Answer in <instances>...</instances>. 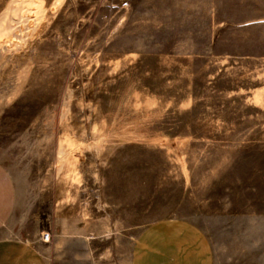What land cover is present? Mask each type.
<instances>
[{"label": "rangeland", "instance_id": "rangeland-1", "mask_svg": "<svg viewBox=\"0 0 264 264\" xmlns=\"http://www.w3.org/2000/svg\"><path fill=\"white\" fill-rule=\"evenodd\" d=\"M23 15L0 45L17 234L83 224L100 264H128L184 219L214 264H264V0H0V29Z\"/></svg>", "mask_w": 264, "mask_h": 264}, {"label": "crops", "instance_id": "crops-1", "mask_svg": "<svg viewBox=\"0 0 264 264\" xmlns=\"http://www.w3.org/2000/svg\"><path fill=\"white\" fill-rule=\"evenodd\" d=\"M19 203L17 180L0 161V264H100L99 243L85 237L83 224L76 223L74 232L67 225L57 235L44 231L51 233L49 241L40 232L28 238L17 234ZM128 258V264H214L211 241L201 227L174 218L142 229L128 245Z\"/></svg>", "mask_w": 264, "mask_h": 264}, {"label": "bare ground", "instance_id": "bare-ground-1", "mask_svg": "<svg viewBox=\"0 0 264 264\" xmlns=\"http://www.w3.org/2000/svg\"><path fill=\"white\" fill-rule=\"evenodd\" d=\"M7 20L4 27L0 29V45H5L6 47H12L14 43L15 45H21L22 41L32 32V22L27 21L28 19L25 16L18 17L16 20L10 17Z\"/></svg>", "mask_w": 264, "mask_h": 264}, {"label": "built area", "instance_id": "built-area-1", "mask_svg": "<svg viewBox=\"0 0 264 264\" xmlns=\"http://www.w3.org/2000/svg\"><path fill=\"white\" fill-rule=\"evenodd\" d=\"M42 238L44 241H49L51 238V234L50 233H44Z\"/></svg>", "mask_w": 264, "mask_h": 264}]
</instances>
